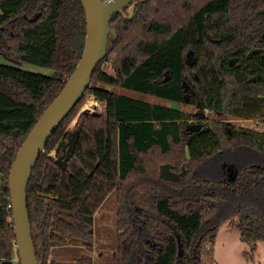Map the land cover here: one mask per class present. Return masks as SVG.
<instances>
[{
	"label": "trees",
	"instance_id": "trees-1",
	"mask_svg": "<svg viewBox=\"0 0 264 264\" xmlns=\"http://www.w3.org/2000/svg\"><path fill=\"white\" fill-rule=\"evenodd\" d=\"M36 12L38 18L30 21ZM221 15L235 36L223 43L206 39L207 21ZM110 27L115 33L108 36L105 58L29 177L26 206L38 263L59 264L48 259L59 245H82L92 254L94 214L112 191L121 230L116 244L126 264H215L217 229L234 217L242 242L264 241V136L225 119L264 122V80L250 61L237 63L238 77L221 66L225 56L238 61L239 50L249 58L264 56V0H137L132 17L115 13ZM85 35L80 0H0V55L16 63H0V264H19L5 263L17 255L10 164L79 61ZM200 45L211 52L222 84L221 96L208 101L221 117L198 123V130L188 128L189 115L178 107L107 87L197 103L182 68L189 49ZM110 58L113 73L102 68ZM22 62L54 74L24 69ZM87 93L104 102V112H80L69 130ZM74 132V151L61 167L57 159ZM205 133L213 144L201 151L193 140ZM78 262L92 264V258Z\"/></svg>",
	"mask_w": 264,
	"mask_h": 264
},
{
	"label": "rangeland",
	"instance_id": "rangeland-1",
	"mask_svg": "<svg viewBox=\"0 0 264 264\" xmlns=\"http://www.w3.org/2000/svg\"><path fill=\"white\" fill-rule=\"evenodd\" d=\"M34 14L28 18L31 19ZM224 23L225 16L222 15L215 22L207 21L204 32L205 38L208 40L216 39L218 43L233 39L235 36V30L226 26ZM189 50L190 52H187L188 54H186L182 68L185 79L184 83L188 94L193 95L197 103L176 104L159 97L140 94L121 87H107L117 93L142 98L151 103L178 107L189 115L187 120L188 125H197L204 121L219 119L221 116L218 113H215L208 104L209 99L221 96L219 88L222 84V79L214 68L211 52L204 45ZM237 58L238 61H235L232 57L225 56L221 61L222 68L226 72L238 77L241 74V69L237 67V63L250 61L257 67L264 80L263 55L249 58L247 51L239 50ZM112 59L113 58L104 60L102 63V68L108 73H113L111 67ZM0 63L16 64L2 55H0ZM19 66L42 74H54L50 68L36 64L22 62ZM97 86L104 87L102 84H97ZM104 107V102L96 99L92 94L87 93L83 97L76 114L69 121L67 128L69 130L73 129L76 118L80 112L88 110L91 112L103 113ZM225 119L237 129L250 128L255 130L256 127V129H259L260 133L264 136V122L259 118L244 119L225 116ZM193 142L195 147L201 151H206L213 144L211 135H208L207 133L198 135ZM50 154L55 156L54 151ZM116 214V196L112 191L104 199L94 214L92 254H90L82 245L67 244L52 247L49 250L48 259L59 264H79L78 259L80 257L89 256L92 258V264H126V257L122 256L117 249L116 239L121 230L117 225ZM234 221L235 217L223 221L217 229L213 244V259L215 264H264V241H258L255 244L242 242L238 230L232 227V222ZM17 261L18 255L14 253V255L7 259L5 263H16Z\"/></svg>",
	"mask_w": 264,
	"mask_h": 264
},
{
	"label": "water",
	"instance_id": "water-1",
	"mask_svg": "<svg viewBox=\"0 0 264 264\" xmlns=\"http://www.w3.org/2000/svg\"><path fill=\"white\" fill-rule=\"evenodd\" d=\"M80 1L86 23L81 57L67 77L63 88L42 112L23 140L8 171L7 186L15 235L14 247L19 264H39L26 206V189L36 160L61 121L81 99L89 86L94 69L105 58L108 36L110 32L115 33V29L110 27L112 16L120 13L126 18H131L137 0ZM124 7H127L126 13L123 12ZM39 14V12L35 13L29 20H36ZM199 127V124L188 125L190 130H198ZM76 140L77 133L74 132L68 141L64 157L57 159L61 167H65L69 156L73 153ZM46 210L47 202L44 204V213ZM179 252L181 253L180 244Z\"/></svg>",
	"mask_w": 264,
	"mask_h": 264
},
{
	"label": "crops",
	"instance_id": "crops-1",
	"mask_svg": "<svg viewBox=\"0 0 264 264\" xmlns=\"http://www.w3.org/2000/svg\"><path fill=\"white\" fill-rule=\"evenodd\" d=\"M255 130L260 132V130L259 129H256V127H255Z\"/></svg>",
	"mask_w": 264,
	"mask_h": 264
}]
</instances>
